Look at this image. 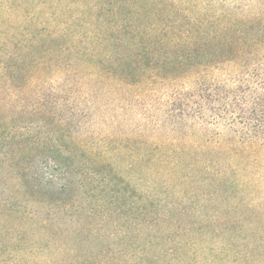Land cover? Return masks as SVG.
<instances>
[{
	"label": "trees",
	"instance_id": "16d2710c",
	"mask_svg": "<svg viewBox=\"0 0 264 264\" xmlns=\"http://www.w3.org/2000/svg\"><path fill=\"white\" fill-rule=\"evenodd\" d=\"M200 2L212 15L178 35L169 30L172 0H0V146H6L0 181L5 172L22 177L18 114L33 115V92L61 77L64 64H88L107 85L121 49L151 72L183 67L184 80L193 67L209 77L256 59L229 73L241 77L251 70L254 80H264V19L258 15L264 0ZM217 121L221 128L202 137L80 141L75 156L92 174L94 189L109 206L128 212L134 229L111 243L113 251L110 245L67 262L35 258L27 246L16 250L24 242L22 225L9 220L33 213L1 198L0 264H264V118ZM23 179L25 191L35 194L38 185ZM65 181L63 192L75 188ZM75 190L70 204L81 197Z\"/></svg>",
	"mask_w": 264,
	"mask_h": 264
},
{
	"label": "rangeland",
	"instance_id": "374dc122",
	"mask_svg": "<svg viewBox=\"0 0 264 264\" xmlns=\"http://www.w3.org/2000/svg\"><path fill=\"white\" fill-rule=\"evenodd\" d=\"M172 6L169 20L173 28L169 30L173 34L182 35L212 15L200 0H172ZM259 12L264 19V8ZM245 14L253 17L255 12ZM185 23L189 25L182 26ZM126 51H118L112 68L115 73L107 85L92 76L88 64H64L61 77L47 80L33 92L28 107L33 115L18 114L16 135H20L24 154L17 156L24 168L18 180L3 173L0 199H14L33 213L29 218L9 217L22 225L24 242L15 246L19 252H25L27 246L35 258L67 262L97 254L110 245L113 251L111 243L134 229L128 212L109 206L94 189L92 174L75 156L80 141L99 136L144 142L202 137L221 128L216 126L218 118L235 123L264 118V80H254L251 70L241 77L229 73L239 70L240 63L256 59L235 62L209 77L193 67L190 79L184 80L179 75L185 72L183 67H160L151 72L145 70L147 62H133ZM5 147L0 146V152ZM24 176L38 185L35 194L25 191ZM67 179L81 196L74 204L70 202L77 198L75 188L60 189ZM72 249L69 254L67 250Z\"/></svg>",
	"mask_w": 264,
	"mask_h": 264
}]
</instances>
